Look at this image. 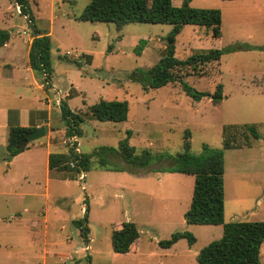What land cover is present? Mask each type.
Returning a JSON list of instances; mask_svg holds the SVG:
<instances>
[{
    "label": "rangeland",
    "instance_id": "rangeland-1",
    "mask_svg": "<svg viewBox=\"0 0 264 264\" xmlns=\"http://www.w3.org/2000/svg\"><path fill=\"white\" fill-rule=\"evenodd\" d=\"M185 1L220 9L222 35L215 38L205 26L186 24L174 41L178 58L230 45L257 46L225 52L198 73L185 69L190 74L185 80L198 90L214 93L222 83L220 102L193 101L179 82L143 90L133 73L151 67L166 53L173 25L129 23L119 29L113 22L78 19L89 0H29L36 26L53 31L52 86H40L39 79L25 75L17 81L11 76L17 71L14 65L7 69L4 63L26 65L33 33L17 5L0 0V27L17 34L11 50L0 48V108L14 115L21 109L44 115L50 124L40 139L52 144V152L62 153L71 140L65 136L61 99L82 112L101 98L127 99L125 121L87 115L77 149L90 153L104 145L117 148L131 130L130 144L138 153L153 155L147 167L138 168L115 152L103 155L108 167H101L102 155L95 154L84 177L76 169L50 174L46 162L39 161L28 181L13 176L17 191L26 197L3 194L15 188L1 180L7 166L0 164V264H198L199 251L223 236V225L186 221L195 178L165 171L186 141L195 154L204 144L224 150L225 221L264 220V1L173 0L175 5ZM142 40L146 44L139 53ZM243 124L258 128L261 138L250 137ZM225 137L238 142L224 149ZM62 178L67 180L59 181ZM86 213L87 238L74 223ZM124 221H134L140 237L130 252L119 253L111 236ZM176 231L192 232L197 240L190 245L182 238L170 248L161 247L159 241ZM261 260L264 264V247Z\"/></svg>",
    "mask_w": 264,
    "mask_h": 264
},
{
    "label": "trees",
    "instance_id": "trees-1",
    "mask_svg": "<svg viewBox=\"0 0 264 264\" xmlns=\"http://www.w3.org/2000/svg\"><path fill=\"white\" fill-rule=\"evenodd\" d=\"M11 1L20 6V13L27 16L33 29L34 38L29 51L30 66L45 88L51 87L52 38L49 34L41 33L37 28L29 0ZM78 19L91 22H113L119 29L129 23L173 25L171 35L167 39L166 53L151 67L136 69L132 79L139 82L145 91L179 82L193 101L212 98L214 102H220L223 99L224 87L222 83H219L214 93L198 90L185 80V77L190 75L185 69L191 68L198 73L201 67L219 61L225 52L257 47L250 44H242L239 47L230 45L225 48L195 52L185 59L178 58L174 41L186 24L205 26L211 29L212 36L215 38L222 35L223 19L220 9L193 7L186 1L182 5H175L173 0H89ZM10 38V30L0 28V47L4 46ZM145 44V40L138 44L139 53L142 52ZM68 96L72 97L70 94ZM60 108L66 124L65 136L71 140V143L67 152H51L49 154L48 166L50 170L89 171L95 154L102 155L100 158L101 167H108L107 160L103 158V155L111 152L117 153L134 167L144 168L151 163L153 155L150 151L145 150L138 153L136 146L130 144L131 130L128 131V138L121 140L117 148L104 145L90 153L84 152L81 148L77 149L78 142L72 140L75 135L78 137L82 135V124L86 121L87 115L101 121L121 122L127 120L130 111L127 99L101 98L90 105L85 112L73 110L68 101L61 99ZM241 128L248 130L251 134L250 137L261 138V133L255 126L243 124ZM35 129L37 128L33 125L10 126L6 146L8 160L29 148V143L23 147L18 145L22 140L28 138ZM187 135L190 137L189 132ZM248 137L245 134V140L249 141L250 137ZM234 142L225 137L223 140L224 149L234 146ZM172 159V166L165 171L189 174L195 178L186 221L191 224L223 225V236L211 241L199 251L198 264H262L264 220L225 221L224 150L204 144L203 151L200 154H195L191 151V143L186 141L184 151L177 153ZM87 218L86 213L82 219L74 221L75 225L80 228L81 234L86 238L89 231V227L86 225ZM139 237L138 225L134 221H124L120 228L112 231L113 250L119 253H128ZM182 238H186L190 245L197 240L192 232L176 231L169 239L160 240L159 244L163 248H170ZM87 264H91V261L89 260Z\"/></svg>",
    "mask_w": 264,
    "mask_h": 264
},
{
    "label": "crops",
    "instance_id": "crops-1",
    "mask_svg": "<svg viewBox=\"0 0 264 264\" xmlns=\"http://www.w3.org/2000/svg\"><path fill=\"white\" fill-rule=\"evenodd\" d=\"M257 1H264V0H257ZM13 4L14 3H12L11 5ZM14 17L19 18L16 15H14ZM53 20L54 18H52L51 24ZM0 28L8 29V27H5V26H1ZM38 29L41 31V33L49 34L52 38V35H53L52 28H50L49 30L47 29L43 30L40 28ZM30 30L33 33V29L31 28ZM10 32H11L10 40L4 46H2L3 48H6L7 50H11L12 46L16 44L15 41L17 39V34H15L11 30ZM33 38H34V33H33L32 40ZM32 40H31V43H32ZM25 43H26V40H25ZM30 46L31 44L29 45V49H27V53H26V63H25L26 65H19L18 63L15 65L10 62L4 63L5 68H7L6 66H8L9 69L10 67L14 65L13 67H15L17 71L15 73H12L11 76L15 78L17 81H21L24 78L23 77L24 75L34 80L38 79L34 70L30 66V62H29ZM40 86H44V84L41 83ZM55 88L57 89L56 86ZM49 115L52 116V110L50 111V109H49ZM43 116L44 115L40 113H34L32 110H27V109H21L18 111V113L14 115V113H12V110L10 109L0 108V164H5L7 166V169L3 168L5 173L1 177V180L5 181L7 185H11L15 188L14 190H11V192H8V193L3 192V194H11L14 196L16 195L19 197H26L27 193L17 191L16 187L18 185V181L13 176L19 178V180L23 179L24 181H28L32 177V173L30 172L36 170L39 167V161L41 162L45 161L46 162L45 165L48 166L49 154L52 152V144L49 141L45 142L39 139L40 140L39 143L30 144L29 142L28 149L18 153L17 155L13 156L9 160L7 159L8 151L5 150L7 146V141H8L9 129L11 125H21V126L33 125V126H36V128L42 125H45L47 127L50 124V122H46L45 121L46 118H44ZM47 134H48V130H47ZM52 171L53 170L49 169L50 174L52 173ZM65 180L67 179L62 178V180H59V181H65ZM24 210L26 211V208Z\"/></svg>",
    "mask_w": 264,
    "mask_h": 264
},
{
    "label": "water",
    "instance_id": "water-1",
    "mask_svg": "<svg viewBox=\"0 0 264 264\" xmlns=\"http://www.w3.org/2000/svg\"><path fill=\"white\" fill-rule=\"evenodd\" d=\"M169 42L171 43L170 39H169ZM46 134H47V128L45 125H42L38 127L37 129H35L28 138L22 140L18 146L23 147L24 145L28 144L30 141L40 139L44 137Z\"/></svg>",
    "mask_w": 264,
    "mask_h": 264
},
{
    "label": "built area",
    "instance_id": "built-area-1",
    "mask_svg": "<svg viewBox=\"0 0 264 264\" xmlns=\"http://www.w3.org/2000/svg\"><path fill=\"white\" fill-rule=\"evenodd\" d=\"M17 11L20 12V6L17 5ZM73 141H77V136L75 135L73 138H72ZM83 177L85 176V172L82 173Z\"/></svg>",
    "mask_w": 264,
    "mask_h": 264
}]
</instances>
